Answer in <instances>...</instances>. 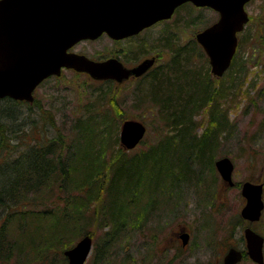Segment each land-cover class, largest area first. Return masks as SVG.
Returning <instances> with one entry per match:
<instances>
[{"label": "rangeland", "instance_id": "obj_1", "mask_svg": "<svg viewBox=\"0 0 264 264\" xmlns=\"http://www.w3.org/2000/svg\"><path fill=\"white\" fill-rule=\"evenodd\" d=\"M245 10L249 20L237 35L233 65L220 78L211 74L208 58L195 39L197 33L218 19V13L210 8L186 4L179 7L171 19L151 27L135 39V44L159 54L160 59L156 58L154 67L157 78L174 59L176 49L179 50L192 39L198 45L200 49L195 47L198 52H193L188 65L183 62L182 66L190 68L203 84L211 81L212 88L218 90V96L210 105L221 111L232 127L229 132L221 134L216 150L206 149L198 157L209 164L212 161L213 165L221 157L231 159L234 186L224 185L216 169L211 172L205 163L196 169L200 165L190 159L195 149L189 142L179 144L178 149L175 148L169 155L167 151L170 149L163 154L155 151L157 154L154 153L141 165L139 176L131 179L132 192L139 201L135 203V199H131L128 227L118 236H106L111 226L102 227L99 222L102 220V206L106 202L103 196L83 209L85 227L81 223V235L68 237L66 242L62 240L66 244L64 249H68L84 236V232L91 233L92 248L84 264H221L229 248L245 252L243 231L247 222L240 215L245 205L240 187L246 181L264 183V0H251ZM113 41L104 34L96 40L79 42L71 51L92 60H107L110 58L106 57L120 51L121 61L129 63L127 41ZM146 90L147 81L131 83L123 80L121 83H111L94 80L83 72L65 69L59 76L43 81L32 94L31 102L21 101L26 103L21 104L20 110L24 117L30 115L31 119H39L38 122L41 117L50 119L51 116L54 125L48 127L47 136L53 137L60 133L67 139L72 136L73 125L77 121L85 119L94 111L109 113L113 127L111 141L106 147V160L111 161L120 154L129 157L147 151L158 143L166 129L153 104L151 90L149 94ZM129 119L138 120L146 127L142 141L131 150L123 148L119 142L121 124ZM209 119L206 110L194 118L198 135L207 128ZM193 134L197 135L195 131ZM33 135L41 137V132L36 131ZM189 166L195 172L200 171L199 180L196 181L195 173L191 172ZM176 178L178 180L172 183ZM135 180L139 182L136 186ZM56 186L53 184L49 189L27 190V196L24 198L22 194L21 199L26 203L29 197L40 203L38 209L46 206L64 208L66 191ZM152 186L156 187L155 192H151ZM96 209L99 213L95 212ZM65 210L70 213L69 206ZM40 219L26 222L33 229L42 227L39 231L44 237L47 236L43 228L46 222L43 224ZM10 223L6 239L14 243L19 237L17 224L20 223L14 220ZM251 227L264 237V210ZM185 232L190 235V239L184 248L179 237ZM34 254L30 258L32 264H37L38 254ZM53 256L52 264H64L61 261L64 255ZM15 260L13 258L10 264H16ZM238 264L254 263L246 257Z\"/></svg>", "mask_w": 264, "mask_h": 264}, {"label": "trees", "instance_id": "obj_2", "mask_svg": "<svg viewBox=\"0 0 264 264\" xmlns=\"http://www.w3.org/2000/svg\"><path fill=\"white\" fill-rule=\"evenodd\" d=\"M195 47L199 48L192 39L187 45L176 49L174 59L160 77L157 78L154 71L146 80V92L149 94L151 90L153 104L166 129L156 145L138 155L127 157L120 154L121 157L118 155L114 160H106V147L111 141L113 127L112 118L107 112L94 111L77 121L70 139L60 133L48 137V127L54 125L51 116L50 119L41 117L40 122L39 119H31L30 115H27V119L20 110L21 104L26 102L10 98L0 100V264H10L13 258L16 264H32L30 256L33 252L38 254L37 264H52L53 255H63L66 244L62 240L78 237L83 232V209L103 196L106 202L100 209L102 220L99 222L102 227L111 226L106 236H118L128 227L131 199H135V203L139 201L132 192L131 179L139 176L141 165L156 152L163 154L170 149L167 151L169 155L175 148L178 149L179 144L189 142L195 149L190 159L200 165L196 169L205 163L211 172H215L212 161L209 164L199 157L206 149L216 150L221 134L229 132L232 127L223 113L210 105L218 96V90L212 88L211 81L203 84L190 68L182 66L183 62L187 66L191 54L198 52ZM205 110L210 117L209 125L198 135L194 118ZM36 131L41 132V137L33 135ZM189 168L195 173L196 181L199 180L200 171ZM175 180L178 179L172 180V183ZM138 183L135 180L134 186ZM53 184L66 191L64 208L46 206L38 209L40 203L33 199L27 197L26 203L22 201L21 195L25 198L27 190L49 189ZM155 191L156 187L152 186L151 192ZM67 206L70 213L65 210ZM95 212L99 213L97 209ZM33 219H40L43 224L46 222L43 228L47 236H41L39 230L42 227L33 229L26 222ZM12 220L20 223L17 224L19 237L14 243L6 239ZM83 234L91 237L88 231ZM243 259H246L245 255ZM61 261L64 264L67 262L65 257Z\"/></svg>", "mask_w": 264, "mask_h": 264}, {"label": "water", "instance_id": "obj_3", "mask_svg": "<svg viewBox=\"0 0 264 264\" xmlns=\"http://www.w3.org/2000/svg\"><path fill=\"white\" fill-rule=\"evenodd\" d=\"M251 0H0V100L10 98L31 102L35 88L50 76L69 69L88 74L94 80L122 82L130 75L140 76L152 65L147 59L128 69L114 58L94 61L70 51L85 40L106 34L112 40L133 36L153 24L171 18L185 3L210 8L218 19L197 33L196 42L208 58L210 72L220 78L236 53L237 35L249 17L245 6ZM144 124L124 120L119 132L123 148L131 150L143 139ZM221 180L229 187L233 162L221 157L214 163ZM245 205L240 211L248 225L243 231L245 252L231 247L221 264H238L243 254L254 264H264V237L251 228L264 210V183L246 181L240 187ZM185 244L188 234L180 236ZM92 248L89 235L63 251L67 264H84Z\"/></svg>", "mask_w": 264, "mask_h": 264}, {"label": "flooded vegetation", "instance_id": "obj_4", "mask_svg": "<svg viewBox=\"0 0 264 264\" xmlns=\"http://www.w3.org/2000/svg\"><path fill=\"white\" fill-rule=\"evenodd\" d=\"M187 4H189V3H187ZM184 5H186V4H184ZM184 5H182V6H184ZM182 6H179V7H182ZM178 7V8H179ZM177 8V9H178ZM177 9L174 11V13H173V15H175V13H176V11H177ZM173 15L171 16V18L173 17ZM171 18H169V19H171ZM169 19H167V20H169ZM167 20H163V21H159V22H157V23H155V24H153L152 26H150V27H148V28H146V29H144V30H142V31H140L139 33H137V34H135V35H133V36H130V37H128V38H125L124 39V41L126 40L127 41V45H129V63L127 62H123V61H121V59H120V55H119V53H120V51L119 52H114V53H112L111 55H109V57H106V59L107 58H114V59H116V60H118L119 62H121L122 63V65L125 67V68H128V69H132V68H134V67H136V66H138L141 62H143L144 60H147V59H153V65L145 72V73H143L142 75H140V76H134V75H130L126 80H124V81H129V82H131V83H134V82H136V83H139V82H145L148 78H149V76L150 75H153L154 74V67H155V65H156V58L158 57L159 58V54L158 53H154V52H150V50H148V49H144V47L143 46H141L140 44H135V39L141 34V33H143L144 31H147V30H149V29H151V27H153V26H155V25H157V24H159V23H162V22H165V21H167ZM114 43L115 42H121V41H118V40H115V41H113ZM133 54L135 55V56H133ZM155 57V58H154ZM102 58H104V57H102ZM157 58V59H158ZM160 59V58H159ZM93 60H95V61H104L105 59H93ZM210 67V66H209ZM65 70V69H64ZM63 71V70H62ZM156 71V70H155ZM62 73V72H61ZM50 77H53V76H50ZM49 77V78H50ZM46 79H48V78H46ZM45 79V80H46ZM45 80H43V81H45ZM42 81V82H43ZM102 81H110L111 83H114V82H116V81H114V80H109V79H107V80H102ZM41 82V83H42ZM123 82V81H122ZM40 83V84H41ZM118 83V82H117ZM121 83V82H120ZM39 84V85H40ZM38 87V86H37ZM37 89V88H36ZM35 89V90H36ZM35 92V91H34ZM33 92V93H34ZM223 184L224 185H226L227 186V184H225L224 182H223ZM128 224H129V222H128ZM186 233V232H185ZM188 234V233H187ZM182 235V234H181ZM180 235V236H181ZM190 235L188 234V239H187V242L185 243V244H181V246L182 247H186V245L188 244V242H189V239H190V237H189ZM179 237V236H178ZM180 238V237H179ZM182 241V240H181Z\"/></svg>", "mask_w": 264, "mask_h": 264}]
</instances>
